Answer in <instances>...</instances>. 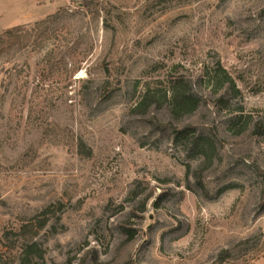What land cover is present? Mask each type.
Instances as JSON below:
<instances>
[{
  "label": "rangeland",
  "instance_id": "1",
  "mask_svg": "<svg viewBox=\"0 0 264 264\" xmlns=\"http://www.w3.org/2000/svg\"><path fill=\"white\" fill-rule=\"evenodd\" d=\"M17 25L0 54V264L30 241L26 264H264V0H0V33ZM220 68L237 93L212 86ZM179 76L192 113L161 96L132 109Z\"/></svg>",
  "mask_w": 264,
  "mask_h": 264
},
{
  "label": "trees",
  "instance_id": "2",
  "mask_svg": "<svg viewBox=\"0 0 264 264\" xmlns=\"http://www.w3.org/2000/svg\"><path fill=\"white\" fill-rule=\"evenodd\" d=\"M63 11H56L54 14L47 16L45 19L35 22L34 26L40 27L43 26L46 22L60 18ZM26 28L27 26L25 25H17L1 32L0 54L7 49L8 42H10L12 37H26L28 34ZM220 69L222 75H212L209 77V81L211 82L212 86H214L216 89H219L227 84L229 89L237 93L239 90L235 86L233 79L224 69ZM192 85L193 84L190 81L184 80L183 77H170L166 80V88L160 95L157 93V90L151 89L148 84H145V87L139 95L138 99L134 102L132 109L140 110L142 114H145L148 105H150L152 102H155L154 98H157V96H159L157 98L158 100L161 96L166 103V108L170 111L171 114L175 115V117L183 116L184 114H190L194 110H196L199 103V97L197 95V92L192 88ZM234 118L235 116L233 117V119ZM173 132L175 139H177L179 136L184 138L185 143L188 144L192 150H197V153L200 156L207 157L206 149L209 148L210 141L205 138L203 134L197 135L195 132L191 131L190 127H183L181 129L173 128ZM77 148L80 154H87L84 151L83 142L79 141ZM262 204L264 206V201ZM34 246H36L35 241H30L24 246V249L22 251L24 252V258L18 264L27 263V261L29 260V255L32 254L31 252H33L30 250Z\"/></svg>",
  "mask_w": 264,
  "mask_h": 264
}]
</instances>
